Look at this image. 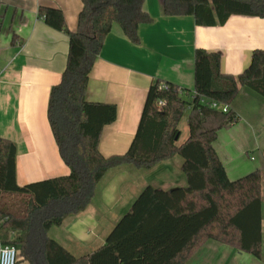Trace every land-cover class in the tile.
Returning a JSON list of instances; mask_svg holds the SVG:
<instances>
[{
	"label": "trees",
	"instance_id": "1",
	"mask_svg": "<svg viewBox=\"0 0 264 264\" xmlns=\"http://www.w3.org/2000/svg\"><path fill=\"white\" fill-rule=\"evenodd\" d=\"M145 2L82 0L73 33L62 11L39 10V18L69 37L67 67L51 89L48 120L70 174L19 186L17 146L0 138V249L14 246L19 262L187 264L215 240L264 263V170L232 181L214 147L219 132L240 120L231 106L241 87L264 98V50H255L251 64L234 76L222 72L220 52L197 49L194 92L157 80L129 150L111 157L100 152L103 130L117 121L118 111L87 100L90 76L114 25L140 45L141 26L153 22ZM162 9L166 17H193L201 27L223 26L232 16L264 18V0H162ZM187 110L189 136L178 145ZM176 156L183 160L187 186H147L97 250L77 257L49 236L53 227L86 212L110 171L152 169Z\"/></svg>",
	"mask_w": 264,
	"mask_h": 264
},
{
	"label": "crops",
	"instance_id": "2",
	"mask_svg": "<svg viewBox=\"0 0 264 264\" xmlns=\"http://www.w3.org/2000/svg\"><path fill=\"white\" fill-rule=\"evenodd\" d=\"M0 3V138L17 146L18 185L69 175L48 120L51 89L60 83L67 67L69 37L49 27L39 18V10L62 11L66 28L73 33L78 28L82 0ZM145 11L153 22L141 26L140 45H134L121 27L114 25L90 76L87 100L115 105L118 111L117 121L105 127L101 137L99 149L105 157L129 150L148 91L157 80L194 92L197 49L220 52L222 72L234 76L251 64L255 50L264 49V18L232 16L223 26L201 27L193 17H166L162 0H146ZM231 109L240 120L219 132L214 147L234 181L264 170V98L241 87ZM123 180L117 176L102 190L98 204L95 199L86 212L65 220V239L76 245H104L109 229L120 219L118 215L110 221V213L124 203ZM177 185L171 181L164 189ZM210 260L216 264H264L215 240L207 241L187 264H209Z\"/></svg>",
	"mask_w": 264,
	"mask_h": 264
},
{
	"label": "rangeland",
	"instance_id": "3",
	"mask_svg": "<svg viewBox=\"0 0 264 264\" xmlns=\"http://www.w3.org/2000/svg\"><path fill=\"white\" fill-rule=\"evenodd\" d=\"M136 46H139V45H136ZM259 50H264V49H259ZM188 117H189V110L185 112V115L179 124L181 138L177 142L178 145L183 144L189 136ZM250 156L256 157V153H250ZM182 165H183L182 158H180L179 156H176L168 161H165L157 165L156 167L152 169L137 168L133 165H130L118 171L113 170L115 172L110 171L97 188V194L95 198L96 202L98 204V201H99L98 198L101 195V192L102 190H104V188L108 187V185L112 183L113 180L117 178V176L123 177L125 179L123 180L125 185L121 187V194L124 196V203L119 207V209H116L115 211L110 213V215L112 214L110 221L113 219V216H118V215L120 216V219H119L120 221L121 218L129 212L136 198L140 195V193L147 186L164 189L166 188L167 184L173 181V182H177L178 184L177 188L186 187L187 181L182 171ZM233 180H236V179H233ZM130 187H132L133 189H131ZM172 189H169V190H172ZM164 190H168V189H164ZM131 199L133 200L132 201L133 203H131L132 205H130L129 209H126L127 203H129V200ZM114 226L109 229V233L112 231ZM65 229L66 228L62 226L53 227L49 233V236L52 238H56L54 240H56L59 244L65 247L74 256L82 257L85 255H88L92 253L94 250H97L98 248H100L102 246L101 244H103L100 242L84 243V244H79V245L73 244L71 239H65ZM233 249H236V248H233ZM18 264H29V263L21 262L20 260ZM209 264H216V262L214 260H210Z\"/></svg>",
	"mask_w": 264,
	"mask_h": 264
},
{
	"label": "built area",
	"instance_id": "4",
	"mask_svg": "<svg viewBox=\"0 0 264 264\" xmlns=\"http://www.w3.org/2000/svg\"><path fill=\"white\" fill-rule=\"evenodd\" d=\"M159 105H163V103H159ZM213 108H217L218 105L216 103L212 104ZM226 112L227 109H224ZM19 262V252L18 250L11 245H3L0 249V264H18Z\"/></svg>",
	"mask_w": 264,
	"mask_h": 264
}]
</instances>
